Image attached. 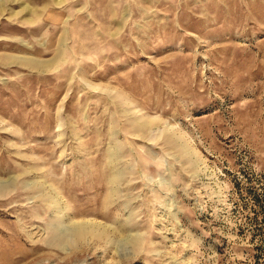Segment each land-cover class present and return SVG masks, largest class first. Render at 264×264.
Here are the masks:
<instances>
[{
    "label": "rangeland",
    "instance_id": "obj_1",
    "mask_svg": "<svg viewBox=\"0 0 264 264\" xmlns=\"http://www.w3.org/2000/svg\"><path fill=\"white\" fill-rule=\"evenodd\" d=\"M0 264H264V0H0Z\"/></svg>",
    "mask_w": 264,
    "mask_h": 264
},
{
    "label": "bare ground",
    "instance_id": "obj_2",
    "mask_svg": "<svg viewBox=\"0 0 264 264\" xmlns=\"http://www.w3.org/2000/svg\"><path fill=\"white\" fill-rule=\"evenodd\" d=\"M71 230V229H70ZM72 231H73V229H72ZM70 232V231H69Z\"/></svg>",
    "mask_w": 264,
    "mask_h": 264
}]
</instances>
